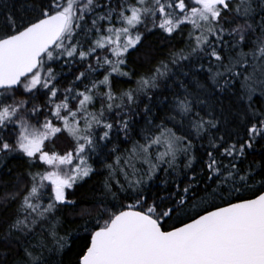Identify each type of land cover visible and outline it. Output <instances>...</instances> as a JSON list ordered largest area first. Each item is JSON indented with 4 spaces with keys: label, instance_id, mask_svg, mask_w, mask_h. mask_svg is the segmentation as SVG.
Here are the masks:
<instances>
[{
    "label": "snow or ice",
    "instance_id": "6c2138e0",
    "mask_svg": "<svg viewBox=\"0 0 264 264\" xmlns=\"http://www.w3.org/2000/svg\"><path fill=\"white\" fill-rule=\"evenodd\" d=\"M0 264H264V0H0Z\"/></svg>",
    "mask_w": 264,
    "mask_h": 264
},
{
    "label": "trees",
    "instance_id": "16d2710c",
    "mask_svg": "<svg viewBox=\"0 0 264 264\" xmlns=\"http://www.w3.org/2000/svg\"><path fill=\"white\" fill-rule=\"evenodd\" d=\"M80 192H81L82 194H84V195H90V194H91V193L89 192V188H88V186H85L83 189L80 190ZM79 199H80V197L77 196V200H79Z\"/></svg>",
    "mask_w": 264,
    "mask_h": 264
}]
</instances>
